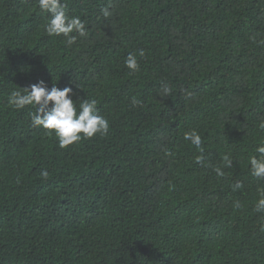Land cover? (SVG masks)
<instances>
[{"label": "trees", "instance_id": "trees-1", "mask_svg": "<svg viewBox=\"0 0 264 264\" xmlns=\"http://www.w3.org/2000/svg\"><path fill=\"white\" fill-rule=\"evenodd\" d=\"M62 3L87 31L71 46L36 0H0V264H264V0ZM40 80L97 99L109 134L60 149L7 103Z\"/></svg>", "mask_w": 264, "mask_h": 264}, {"label": "clouds", "instance_id": "clouds-1", "mask_svg": "<svg viewBox=\"0 0 264 264\" xmlns=\"http://www.w3.org/2000/svg\"><path fill=\"white\" fill-rule=\"evenodd\" d=\"M36 3L41 11L49 14V19L44 25V30L49 36H63L64 42L68 46L76 43L77 34L79 37H86L87 31L84 22L79 16L69 17L66 13V5L62 3V0H36ZM101 13L105 19L111 16L108 7L102 8ZM138 55L143 58L145 51L138 50ZM124 65L129 70V74L137 72L139 70L137 53H129L124 60ZM76 86L80 88L78 84ZM20 89L23 91L13 90L8 95V105L17 110L26 106L35 108V112L30 113L32 126L42 128L46 135L54 137L60 149H67L75 143L92 139L98 135L106 137L109 134V120L99 113L97 99L77 100L79 101L77 105V101L72 99V96L75 95L72 87L61 89L53 83V86L48 88L43 80L32 84L30 88ZM170 92L171 90L167 87L163 90L164 95H170ZM132 104L134 107L139 106L141 101L133 98ZM259 128L264 131V121L260 122ZM184 139L196 149L203 151L201 148L202 139L197 132H185ZM255 153L249 157L250 175L257 180H264V144L257 145ZM165 155H172V153L166 150ZM223 160L225 167H232L233 161L228 155H225ZM196 162L203 163V156H198ZM213 171L218 176L224 175L220 167L213 168ZM48 175L47 170L41 172L44 179H47ZM240 187L241 184L237 182L234 190ZM240 206L239 202H235V208L238 209ZM255 210L264 212V190H259ZM261 230L264 231V225L261 226Z\"/></svg>", "mask_w": 264, "mask_h": 264}]
</instances>
